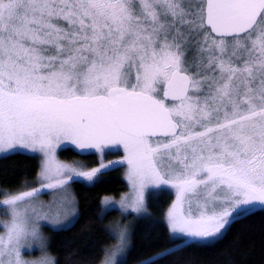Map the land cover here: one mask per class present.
Wrapping results in <instances>:
<instances>
[{
  "label": "snow or ice",
  "instance_id": "snow-or-ice-1",
  "mask_svg": "<svg viewBox=\"0 0 264 264\" xmlns=\"http://www.w3.org/2000/svg\"><path fill=\"white\" fill-rule=\"evenodd\" d=\"M66 143L122 149L124 211L143 212L150 188L174 190L170 246L143 264L214 247L264 212V0H0V154L43 158L39 187L0 201V264H54L23 250L43 249L39 221L74 212L70 182L105 167L61 163ZM45 190L64 194L63 215L33 203ZM118 241L103 264H127L125 228Z\"/></svg>",
  "mask_w": 264,
  "mask_h": 264
},
{
  "label": "trees",
  "instance_id": "trees-1",
  "mask_svg": "<svg viewBox=\"0 0 264 264\" xmlns=\"http://www.w3.org/2000/svg\"><path fill=\"white\" fill-rule=\"evenodd\" d=\"M59 156L67 162L88 161L90 168L100 163L95 154L81 155L71 148L62 150ZM119 156L108 154L104 158L117 160ZM39 168V160L33 155L14 153L0 157V189L13 194L29 189ZM71 188L78 211L76 223L67 230L44 227L47 252L54 264H101L115 242L111 227L120 220L115 210L101 220V203L105 197H119L127 191L123 166L104 170L92 184L72 182ZM172 199L166 192L151 194L148 214L126 219L130 221L127 264H143L170 246L164 217ZM160 264H264V212L258 211L234 224L216 246L189 248Z\"/></svg>",
  "mask_w": 264,
  "mask_h": 264
},
{
  "label": "rangeland",
  "instance_id": "rangeland-1",
  "mask_svg": "<svg viewBox=\"0 0 264 264\" xmlns=\"http://www.w3.org/2000/svg\"><path fill=\"white\" fill-rule=\"evenodd\" d=\"M66 148H71L73 149L74 151H76L77 153L81 154V155H89V154H95L100 163L97 167L95 168H99L100 167V164H101V161H103L105 167L101 169L100 173L103 172L104 170H107V169H110L112 167H115V166H118V165H121L123 166V179L127 185V191L125 193H123L121 196L119 197H107V198H110V203L108 205H104L103 204V200H102V203H101V206H102V210L104 209H114L115 211L118 212L119 216H120V220L118 221L117 224H115L114 226L111 227V235L114 237V244L111 248H109L107 250L106 253L112 251L115 249V246L118 244V229L119 228H125L127 230V233H128V241H127V244L126 246L124 247L123 251L118 253V258L119 257H122V256H125L126 255V252L128 250V247H129V234H130V221L129 220H126L130 215H132L133 217L135 218H138V217H144L148 214L147 212V203H148V198L151 194H157V193H161V192H166L168 194H170L172 196V202L171 204L173 203V201L175 200V192L174 190L170 189V188H163V189H148V191L146 192L145 194V210L139 214L137 213H132L130 210L129 211H124L122 209H120L119 207V201L121 200V197L122 196H125V195H128L131 191L130 189V185L128 183V180H127V166L126 165H123V164H120L119 161L123 158V151L122 149L117 151L115 149H105L104 151V154L103 156H101L100 153H97L95 152V150H88L87 152L85 153H81V150L79 149H76L74 145H71V144H63L61 145V147L59 149H57V159L63 163V164H67L69 166H73V167H77V168H80V169H83V170H87V171H90L92 170L93 168H90L88 167V161H75V162H67V161H64L60 158L59 156V153L66 149ZM22 154H28V155H33V156H36L39 160V164H40V168H39V172L41 170V162H42V156L40 154H32V153H27V152H21ZM14 154V153H13ZM108 154H121V158L117 159V160H105V156L108 155ZM7 155H10V154H7ZM7 155H3V154H0V157H4V156H7ZM39 172L37 174V177L35 179V183L34 185H31L29 189L27 190H31L33 187H39V182H38V176H39ZM100 173L97 174V176L94 178V180L92 182H88V181H84L83 178H74V181H76L78 179V181L80 182H84L86 184H92L95 182V180L99 177ZM71 183L70 182V185H69V194L71 197H74L73 195V191H72V188H71ZM25 190V191H27ZM2 192V197H1V200L2 201L5 197V194L8 193V192H4L3 190L0 189V193ZM63 193L62 192H51V191H48V190H45L39 197L38 200L34 201L33 203L40 207L42 211L44 212H49L50 214H55L56 212H61V214L63 215V209L60 207V203H61V200H62V197H63ZM170 204V206H171ZM169 206V207H170ZM72 207L75 209L74 212H70V214L63 218L62 221H61V224L60 225H53L52 223H50L49 220H41L38 222V227H39V230H40V233H41V237H42V242H43V249H41V242L37 241V242H32L31 243V248L29 249V247H25V249L23 250V256H24V259L27 260V261H36V260H39L40 257L42 255H44L45 253L51 257L49 255V253L47 252V237L45 236L44 232H43V228L44 227H48V228H52V229H62L63 225L64 224H67L69 221H72V220H76L77 218V215H78V211H77V207H76V201H75V198H74V204L72 205ZM168 207V209H169ZM167 209V211H168ZM167 211L165 213V217H164V222L166 224V214H167ZM10 221V215H9V212L8 210L2 206V204H0V234H3L5 229H4V225L6 223H8ZM105 258V256H104ZM51 259L53 260V258L51 257ZM54 261V260H53ZM104 261V259H103ZM103 261L101 264H103Z\"/></svg>",
  "mask_w": 264,
  "mask_h": 264
}]
</instances>
